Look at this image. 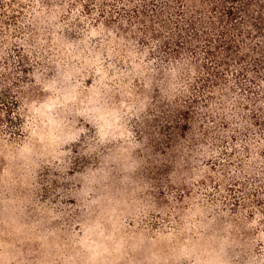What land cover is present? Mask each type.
Returning a JSON list of instances; mask_svg holds the SVG:
<instances>
[{
  "label": "rangeland",
  "instance_id": "rangeland-1",
  "mask_svg": "<svg viewBox=\"0 0 264 264\" xmlns=\"http://www.w3.org/2000/svg\"><path fill=\"white\" fill-rule=\"evenodd\" d=\"M66 14L43 22L24 137L0 138V264H264L261 154L252 206L211 208L204 177L164 155L184 138L159 60Z\"/></svg>",
  "mask_w": 264,
  "mask_h": 264
},
{
  "label": "trees",
  "instance_id": "trees-1",
  "mask_svg": "<svg viewBox=\"0 0 264 264\" xmlns=\"http://www.w3.org/2000/svg\"><path fill=\"white\" fill-rule=\"evenodd\" d=\"M62 10L83 31L90 26L80 15L138 58L159 60L162 77L150 79L178 94L173 123L184 138L164 155L183 180L204 177L202 187L221 197L211 208H250L257 193L248 191L249 177L257 154L264 158V0H0V138L25 135L21 97L32 89L43 22ZM200 163L209 173H199Z\"/></svg>",
  "mask_w": 264,
  "mask_h": 264
}]
</instances>
